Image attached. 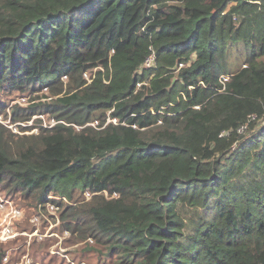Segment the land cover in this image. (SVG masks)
I'll use <instances>...</instances> for the list:
<instances>
[{"label":"trees","instance_id":"trees-1","mask_svg":"<svg viewBox=\"0 0 264 264\" xmlns=\"http://www.w3.org/2000/svg\"><path fill=\"white\" fill-rule=\"evenodd\" d=\"M0 117H35L0 122V192L74 243L264 264V0H0Z\"/></svg>","mask_w":264,"mask_h":264},{"label":"rangeland","instance_id":"rangeland-1","mask_svg":"<svg viewBox=\"0 0 264 264\" xmlns=\"http://www.w3.org/2000/svg\"><path fill=\"white\" fill-rule=\"evenodd\" d=\"M45 92L41 90L35 94L43 96ZM31 95L19 97L11 104L26 105ZM37 117L42 118L44 126L54 123L49 116ZM2 119L0 117L2 124L12 132L19 134L21 132L17 125L26 127L32 122L10 124L9 117L6 120ZM35 132L36 129H32L25 134ZM4 195L0 192V243L16 240L6 246L0 245V252H3V264H41V261L43 264L103 263L101 262L104 259L101 257L102 248L96 246L95 241L74 243L73 237L67 231H63V224L59 218L60 210H57L55 204L52 203L51 195H47L42 203L37 202V197H33L28 209L24 208L20 201L16 205ZM85 196L87 197L86 194ZM18 211L20 214L13 217L18 214ZM87 242L90 244V250L85 252L84 245ZM41 256L43 260H40ZM104 260H106L105 264H115L110 257Z\"/></svg>","mask_w":264,"mask_h":264},{"label":"built area","instance_id":"built-area-1","mask_svg":"<svg viewBox=\"0 0 264 264\" xmlns=\"http://www.w3.org/2000/svg\"><path fill=\"white\" fill-rule=\"evenodd\" d=\"M153 62H154V55L152 54V55H150L149 57H147L146 58V66H151L152 64H153ZM84 77H85V79L87 80V82L89 83L91 80L88 78V75L87 74H84ZM222 81H224V80H226V77H222V79H221ZM109 121H111V122H113V123H116L115 122V120L114 119H112V120H110V119H107V122H109ZM96 123L97 122H92V123H89L88 125H90V126H92V127H95V125H96ZM86 195H87V197L86 198H89V194L88 193H86ZM15 214H17L16 212H14ZM20 213H19V211H18V214L17 215H13V217H16V216H18ZM1 239H5V238H1Z\"/></svg>","mask_w":264,"mask_h":264}]
</instances>
